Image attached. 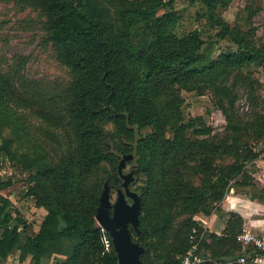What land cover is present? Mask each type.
I'll return each mask as SVG.
<instances>
[{
  "label": "trees",
  "instance_id": "1",
  "mask_svg": "<svg viewBox=\"0 0 264 264\" xmlns=\"http://www.w3.org/2000/svg\"><path fill=\"white\" fill-rule=\"evenodd\" d=\"M16 1L43 15L44 41L70 79L32 78L29 57L13 58L0 67V109L10 103L27 108L51 127L64 126L72 141L58 160L45 152L17 154L13 139L2 141L0 166L12 159L34 170L25 195L34 198L42 225L35 237L27 234L26 221L2 194L11 179L0 178V256L18 250L21 260L31 255L35 264L59 256L56 264H119L99 202L105 182L119 181L112 141L134 154L136 173L146 177L137 187L141 234L131 236L141 263L182 264L190 233L204 231L198 218L225 214L220 234L206 228L200 252L213 261L201 264H240L244 218L222 204L232 184L255 188L249 167L264 158V83L256 77L258 68L264 72V43L254 27L243 30L222 17L218 8L232 0H205L216 42L234 45L215 58L214 43L201 31L178 29L175 0ZM247 10L250 19L253 10ZM184 92L210 93L224 128L215 131L202 116L186 119ZM107 122L114 132L105 129ZM260 192L252 189L250 198L264 203Z\"/></svg>",
  "mask_w": 264,
  "mask_h": 264
},
{
  "label": "rangeland",
  "instance_id": "2",
  "mask_svg": "<svg viewBox=\"0 0 264 264\" xmlns=\"http://www.w3.org/2000/svg\"><path fill=\"white\" fill-rule=\"evenodd\" d=\"M248 6H251L253 10L250 19H247ZM174 10L179 17L177 27L180 31L197 29L202 32L205 41L214 43L212 57L215 58L221 51L234 47L228 40L216 42L218 29L212 28L205 16V13L208 12L205 0H175ZM164 11L166 10H162L160 14ZM218 11L232 26L238 25L243 30L254 27L256 38L264 43V0H232L227 8H218ZM43 18V15L35 9H21L16 0H0V67H6L7 62L11 59L24 55L29 57L26 72L30 77L49 81H67L70 79L69 69L57 61L55 50L51 44L44 41L46 34L41 28V23L45 20ZM256 77L264 83L262 68L257 69ZM262 93L264 96V90ZM184 97L183 113L186 119L202 116L215 131H221L224 128L226 123L224 116L219 109L214 107L210 93L199 96L192 92H184ZM239 104L242 110L247 109L245 97L240 99ZM8 107L0 109V145L4 138H11L14 141L13 149L17 154L45 152L53 160H58L61 156L68 154V146L71 145L72 139L67 135L64 126L51 127L31 110L18 107L13 103L8 104ZM104 124H106L107 131L114 132L113 123ZM148 131L144 130L143 132L147 133ZM263 145L264 143L261 146L263 147ZM110 147L118 154V158L124 155L114 142L110 141ZM104 165L109 171H112L109 161L104 162ZM0 167V178L11 179L13 184L7 189L9 196L19 202L17 207L23 217L26 214L25 221L28 222V218L31 219L29 210L35 201L33 197H26L25 193L29 186L27 180L34 170L24 171L20 162L12 159H6ZM131 168H138L136 160L129 163L126 171ZM249 171L255 188L232 184L226 198L237 192L239 195L250 198L252 189L258 194L261 193L260 190L264 189V158L258 159L253 165H250ZM145 179L144 173L139 175L136 173L133 188L137 190V187L142 185ZM113 200H115V194L112 196ZM228 203L230 202H226L227 205H229ZM209 220L210 218L205 220L207 224L204 225L210 230ZM212 228L214 230L213 226ZM107 239L106 236V241H108Z\"/></svg>",
  "mask_w": 264,
  "mask_h": 264
},
{
  "label": "water",
  "instance_id": "3",
  "mask_svg": "<svg viewBox=\"0 0 264 264\" xmlns=\"http://www.w3.org/2000/svg\"><path fill=\"white\" fill-rule=\"evenodd\" d=\"M134 154L127 153L120 157L117 163L118 175L123 179L121 187L117 189V197L112 202L111 184L107 180L99 197L100 208L107 211L102 215V223L108 227L119 252V264H143L139 260L141 248L131 242V231L140 235V214L142 198L138 191L131 188L136 169L125 173L124 169ZM111 212V214H110Z\"/></svg>",
  "mask_w": 264,
  "mask_h": 264
},
{
  "label": "crops",
  "instance_id": "4",
  "mask_svg": "<svg viewBox=\"0 0 264 264\" xmlns=\"http://www.w3.org/2000/svg\"><path fill=\"white\" fill-rule=\"evenodd\" d=\"M0 173H1V170H0ZM5 179H7V178H5ZM8 188L4 189L2 191V194L9 197L14 210L16 209L20 213V211H19L20 209L17 207L19 202L16 201V199H12L9 196L8 191H7ZM26 197H30V196H26ZM228 201L230 202V203H228L229 209H232V210L238 212L244 218V223L256 224L259 219L264 218V203L263 202H259L258 200H253L251 198L239 195V193L237 192V193H234V194L228 196V198L225 199V201L223 203L224 205L222 204V208L225 211H227L226 207H228V205L226 204V202H228ZM29 211L31 212V219L28 218L29 221L26 222V225H27L26 231H27V234L29 236L35 237L41 228L42 216L38 212L35 204L30 208ZM13 215L16 216L17 215L16 212H13ZM20 215L22 216L21 213H20ZM23 218H24V220L27 219L26 214H25V217H23ZM226 220H227V215H225V214H222V215L213 214L209 220V223H208L210 231L215 232L217 234H220L221 231L225 227ZM212 226L214 227V230H213ZM2 233H3V230L0 229V239L2 238ZM63 258H64L63 256H59V258L57 260L63 259ZM57 260H55V258H50V259L49 258H43L41 260V264H56ZM0 264H35V263H34L31 255H29L26 259L21 260L20 259V252L18 250H13L11 252V254L8 255L7 258H2L0 256Z\"/></svg>",
  "mask_w": 264,
  "mask_h": 264
},
{
  "label": "built area",
  "instance_id": "5",
  "mask_svg": "<svg viewBox=\"0 0 264 264\" xmlns=\"http://www.w3.org/2000/svg\"><path fill=\"white\" fill-rule=\"evenodd\" d=\"M198 218V217H197ZM203 222L204 231L199 233L194 228L190 233L191 247L182 258V264H201L212 262L209 256H205L200 252V242L204 237L207 224L202 218H198ZM241 244V254L237 258L240 264H264V218L259 219L256 224L244 223L243 230L238 236ZM109 248V242L106 241Z\"/></svg>",
  "mask_w": 264,
  "mask_h": 264
},
{
  "label": "flooded vegetation",
  "instance_id": "6",
  "mask_svg": "<svg viewBox=\"0 0 264 264\" xmlns=\"http://www.w3.org/2000/svg\"><path fill=\"white\" fill-rule=\"evenodd\" d=\"M121 157V156H120ZM120 157L117 159V161H119V159H120ZM132 161H134V159L133 160H131V161H129L128 163H127V165H126V168H127V166L129 165V163L130 162H132ZM126 168L124 169V172L125 173H129L132 169H136V168H131V169H129L128 171H126ZM136 171H137V169H136ZM119 177V181H118V184L117 185H112L111 184V194H112V196H113V194H115V199H116V197H117V189L118 188H120L121 187V183L123 182V179L120 177V176H118ZM135 179H136V173H135V175H134V182H135ZM133 182V183H134ZM133 183H132V185H131V188L133 189V190H136V189H134L133 188ZM137 191V190H136ZM112 199V198H111ZM115 200H113L112 202H114ZM131 236H133V234H134V232L133 231H131Z\"/></svg>",
  "mask_w": 264,
  "mask_h": 264
}]
</instances>
